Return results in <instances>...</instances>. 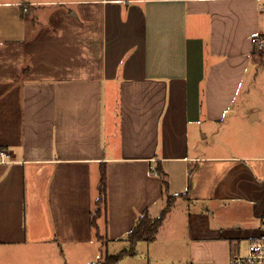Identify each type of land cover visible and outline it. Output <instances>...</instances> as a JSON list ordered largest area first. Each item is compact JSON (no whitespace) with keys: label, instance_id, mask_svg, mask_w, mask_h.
<instances>
[{"label":"crops","instance_id":"0c3cea01","mask_svg":"<svg viewBox=\"0 0 264 264\" xmlns=\"http://www.w3.org/2000/svg\"><path fill=\"white\" fill-rule=\"evenodd\" d=\"M257 35L264 0H0V264H99L171 194L114 264L245 253L264 232Z\"/></svg>","mask_w":264,"mask_h":264},{"label":"trees","instance_id":"16d2710c","mask_svg":"<svg viewBox=\"0 0 264 264\" xmlns=\"http://www.w3.org/2000/svg\"><path fill=\"white\" fill-rule=\"evenodd\" d=\"M257 47V46H256ZM258 50H260L257 47ZM157 172L159 173L160 176L163 177L164 179V185L167 186L168 181L166 179V173L162 169L161 166L158 167ZM177 195H169L168 196V203L162 210L161 214L159 216H152L148 210L143 212L135 226L132 228V230L128 234V239L131 242V247L130 249H125L117 254L113 255H105V258L100 261L99 264H114L118 262L125 254H134L135 253V246L136 243L140 240H146V241H151L154 240L159 232L160 227L164 223L166 216L168 212L171 210L173 207L175 201H176ZM107 203V169L104 166L102 168V174H101V180H100V195L98 198V209L94 212V226L98 230V236L102 241H106L105 237L100 233L99 234V228L98 225H96V217L102 213V211L105 209Z\"/></svg>","mask_w":264,"mask_h":264},{"label":"built area","instance_id":"2783aa9c","mask_svg":"<svg viewBox=\"0 0 264 264\" xmlns=\"http://www.w3.org/2000/svg\"><path fill=\"white\" fill-rule=\"evenodd\" d=\"M252 40L260 50L264 51V37L257 35ZM0 156L7 157V151L1 150ZM231 264H264V232L253 237L249 241L246 252L235 255Z\"/></svg>","mask_w":264,"mask_h":264},{"label":"rangeland","instance_id":"374dc122","mask_svg":"<svg viewBox=\"0 0 264 264\" xmlns=\"http://www.w3.org/2000/svg\"><path fill=\"white\" fill-rule=\"evenodd\" d=\"M261 51H263V50H261ZM154 217H156V216H154ZM105 258V257H104ZM100 261H101V259H100Z\"/></svg>","mask_w":264,"mask_h":264}]
</instances>
